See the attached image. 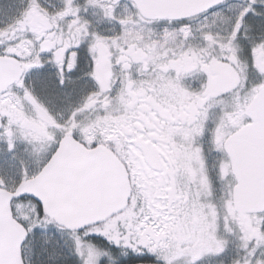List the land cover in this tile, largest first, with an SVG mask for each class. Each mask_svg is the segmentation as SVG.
<instances>
[{"label":"snow or ice","instance_id":"6c2138e0","mask_svg":"<svg viewBox=\"0 0 264 264\" xmlns=\"http://www.w3.org/2000/svg\"><path fill=\"white\" fill-rule=\"evenodd\" d=\"M0 264H264V0H0Z\"/></svg>","mask_w":264,"mask_h":264}]
</instances>
